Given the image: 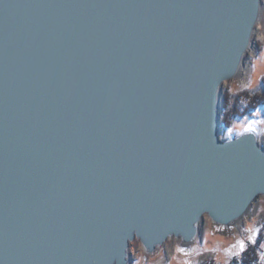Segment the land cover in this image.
I'll use <instances>...</instances> for the list:
<instances>
[{
    "label": "water",
    "instance_id": "water-1",
    "mask_svg": "<svg viewBox=\"0 0 264 264\" xmlns=\"http://www.w3.org/2000/svg\"><path fill=\"white\" fill-rule=\"evenodd\" d=\"M262 0H0V264H130L264 198L219 106ZM210 125H209V116Z\"/></svg>",
    "mask_w": 264,
    "mask_h": 264
},
{
    "label": "rangeland",
    "instance_id": "rangeland-1",
    "mask_svg": "<svg viewBox=\"0 0 264 264\" xmlns=\"http://www.w3.org/2000/svg\"><path fill=\"white\" fill-rule=\"evenodd\" d=\"M252 47L253 53H250ZM251 48L244 61L247 83L234 79L222 88L219 136L223 140L230 139L251 127L264 147V108L248 111L246 97L262 91L264 5ZM129 254L130 264H264V198L258 199L240 222L228 228L214 225L206 217L199 227L198 237L189 245L168 240L154 254L148 255L135 241L130 245Z\"/></svg>",
    "mask_w": 264,
    "mask_h": 264
},
{
    "label": "trees",
    "instance_id": "trees-1",
    "mask_svg": "<svg viewBox=\"0 0 264 264\" xmlns=\"http://www.w3.org/2000/svg\"><path fill=\"white\" fill-rule=\"evenodd\" d=\"M262 91L253 95H247V109L248 111H255L262 107L264 108V78L262 79Z\"/></svg>",
    "mask_w": 264,
    "mask_h": 264
},
{
    "label": "bare ground",
    "instance_id": "bare-ground-1",
    "mask_svg": "<svg viewBox=\"0 0 264 264\" xmlns=\"http://www.w3.org/2000/svg\"><path fill=\"white\" fill-rule=\"evenodd\" d=\"M263 5H264V0H262V8H263ZM250 53H253V47L251 48L250 50ZM245 65L242 67V69L240 70L238 76L236 77V79L240 80L243 84H246L247 82V68L245 67Z\"/></svg>",
    "mask_w": 264,
    "mask_h": 264
},
{
    "label": "snow or ice",
    "instance_id": "snow-or-ice-1",
    "mask_svg": "<svg viewBox=\"0 0 264 264\" xmlns=\"http://www.w3.org/2000/svg\"><path fill=\"white\" fill-rule=\"evenodd\" d=\"M210 118H211V114H210V116H209V125H210ZM246 131H247V132H253L254 129H252L251 127H249V128L246 129ZM241 250H243V244H241Z\"/></svg>",
    "mask_w": 264,
    "mask_h": 264
}]
</instances>
